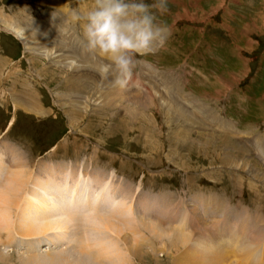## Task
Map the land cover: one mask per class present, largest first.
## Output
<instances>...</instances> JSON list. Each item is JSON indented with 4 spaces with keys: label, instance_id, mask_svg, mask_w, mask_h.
Here are the masks:
<instances>
[{
    "label": "rangeland",
    "instance_id": "374dc122",
    "mask_svg": "<svg viewBox=\"0 0 264 264\" xmlns=\"http://www.w3.org/2000/svg\"><path fill=\"white\" fill-rule=\"evenodd\" d=\"M91 6L92 0H0V195L19 191L17 201L23 198L9 225L0 228V264H53L41 262L42 258L26 262L28 251L37 256L62 245L31 250L9 239L40 238L16 235L14 219L30 206L27 193L33 194L37 179L49 176L54 181L51 174L61 176L66 168L72 175L84 173L83 179L91 184L101 174L113 173L111 183L132 186L129 197L134 193L136 209L141 203L155 206L159 211L152 218L159 226L191 230L193 244L201 238L198 249L213 253L210 258L219 249L220 238L231 244L239 239L237 244L247 249L238 250L241 257L230 251L224 263L243 264L248 253L260 264L258 258L264 261L260 252L264 248V0H168L169 11L161 19L170 27V37L154 54L137 58L133 86L113 105L107 95L115 91L117 95L119 89L109 88L89 65L82 76L69 66L72 58L77 64L90 61L94 69L107 63L85 50L83 25L71 19L74 9L86 13ZM7 27H15L17 35ZM65 54H71L68 62ZM142 63L153 72L143 74ZM190 65L195 69L188 71ZM183 69L193 77V86H187L189 78L181 79ZM158 91L164 103L157 98ZM244 92L251 99L234 97ZM120 96L125 98L119 100ZM17 154L23 161H15ZM17 172L25 177H13ZM174 196L184 201L174 203ZM226 202L238 209L225 207ZM186 204L187 214L197 218L193 226L178 211L177 206ZM0 209V219L11 211ZM220 215L223 221L214 222ZM239 215L249 217L250 223ZM107 219L101 220L102 231ZM136 224L124 229H134L128 232L132 250L138 248ZM147 224L139 231L151 247L141 244L129 264H185V259L196 264L192 245H179L172 236L154 237ZM198 224L211 235L198 232ZM5 246L6 253L1 250ZM84 246L87 251L83 241Z\"/></svg>",
    "mask_w": 264,
    "mask_h": 264
},
{
    "label": "bare ground",
    "instance_id": "6f19581e",
    "mask_svg": "<svg viewBox=\"0 0 264 264\" xmlns=\"http://www.w3.org/2000/svg\"><path fill=\"white\" fill-rule=\"evenodd\" d=\"M7 28L10 32L17 35V30L15 27H7ZM65 55L66 56L64 60L68 62V59H70L69 56L71 54L70 55L65 54ZM88 58L86 61H88ZM92 59L94 62L95 57ZM69 63H70L69 66L74 65L72 66L73 71L80 73L81 76L85 74L83 71H89V69H86L87 67L86 65L91 66V68L90 67L89 68L93 72L96 71L100 73L101 71V68L98 69L97 64H96V69H94L92 64H90V61L86 63L82 61V63L78 62L79 64H77L75 60L72 58V60L70 59ZM141 67H142L143 74H147V73L149 74L153 72V69L147 64L142 63ZM94 77L96 78L97 76L94 75ZM98 77H101L100 74ZM95 86H97V84ZM115 92L111 94L109 93L107 95L111 97L110 99H112V102L110 101L111 105L115 103V98L119 97V94H122V92H120V93H117V95H115L114 94ZM128 95H130L131 97V93H128ZM157 96H158L157 98L160 101H162V103H164V101L162 100V95L160 94L159 91L157 92ZM121 98H125V96H120L119 100ZM35 110H36V107L30 109V111H33V112ZM223 126H227V122H225ZM140 127L142 126L139 125V128ZM227 130L229 129H226L225 131ZM232 133L235 134L236 132L234 131ZM176 135L178 136V134ZM1 154L2 153H0V155ZM15 159H18L15 161H23L19 157V155ZM66 167H67V164H66ZM81 173L72 175L71 170L66 168V170L61 171L60 173L61 176H55L51 174L54 177V181H51V179H49L50 178L49 176H46V178H43L42 176L41 180L37 179L36 180L37 184L33 185V189H32L33 194L29 192L27 193L28 203L30 206L28 207V209L23 208L19 212V214L16 212L18 216L16 220L14 219L15 221L14 227L16 225L15 234L22 236V237L25 235L27 236L33 235L35 237L36 235V236H40V238L33 241V239L31 238L22 240L23 238L21 237L22 239L20 240L22 241H20L17 238L13 237L9 239V242L12 243L13 241H16V243H20L24 247H30L31 250L32 248H37L39 246H40L39 249H42L44 245L53 246V247L54 246L61 247L62 245V247L57 248V250H55V252H52V253L51 252L44 253L43 251V253L38 254L37 256L36 254L35 256L31 255L32 252L28 251L26 262H28V260L42 258V260H40L41 262L49 261V263L52 262L53 264H129L128 260L130 259V256L137 255L140 251V248H142L140 246L148 245L149 247H151L150 245L151 242H148L149 238H145V239L141 238V235H140L141 233L139 231L140 228L145 227L146 222H148V224L146 225V228L149 229V231L151 232V234H153L154 237L160 236L161 238V236H165V238H167L168 236H172L174 241L175 242L177 241L178 244L180 243L181 245H186V244L192 245L191 246L192 249L194 247V250H193L194 256L193 254L191 255L193 256L192 258L195 260L194 263L196 264H231V261L230 262L227 261L226 263H224L225 260H227V258L229 259V255L227 253H230V251H232V253H230L231 256L236 257L237 255L240 256L241 251L247 249L246 247L241 248L240 244H237V242L239 243L241 242L239 239L237 240L233 239V242L231 244L228 238H223V239L220 238V241L217 244V247H219V249H216L217 251H216L215 256H212V258H210L213 253L211 254L210 251L209 252H205V250L203 251L204 247L201 249L202 251L198 249V246L201 243L203 244V240L201 238L198 237L199 239L197 240V242L193 244V240L195 237L192 239L190 238L191 236L189 233L191 232V230H188L189 228L187 230L190 232H183L180 230L174 231L173 229H170V228L167 230L163 226H159L160 224L158 220H156L155 218H152L156 214V212L159 211V209H154L155 206L149 207L141 203L140 205L141 208L139 210L136 209L137 207L136 205L133 204V200H132L133 199L132 197H134V193L131 192L132 196L131 198L129 197L130 196L129 192L132 186L129 185L127 187L126 184L121 185L120 183H118V181H116L115 183L114 182L111 183V176L113 175V173L109 172L107 174H101L100 176H98L96 180H94L96 181L94 182V184L89 183L90 181L89 182L87 180L85 181L83 179L84 173L83 175ZM14 176H20L22 178L25 177V175L21 172L20 173L17 172L15 175H13V177ZM9 187L11 188L10 185ZM139 187L140 185L135 187V189ZM18 196H19V191L17 193L14 191L9 192V193L4 192L3 195H0V208L3 207L5 208V210H8V208L11 209L10 213L5 212V215L3 214V217L0 219V228H3L5 224H7V221H12V218L14 217L12 215L13 209L18 203V201L23 199L22 197H20L19 200L17 201ZM4 201H6L9 204L6 206H3ZM10 214L12 215V217L8 219V215ZM22 215L28 217V220H29L28 223L23 218ZM105 219H107L106 226L104 227V231H102L101 230V220H105ZM135 223H137L134 227L135 232L137 233H135L134 236L137 237L136 240H138L137 241L138 248L132 250L131 245L133 242H130V240L132 239L131 237L132 235H129L128 232L129 231L132 232V230L134 229H131V230L129 229L128 232H126L124 229L127 226L133 227ZM192 236H193V233H192ZM136 240L134 238V241ZM83 241L88 247L87 251H89L90 248H93V250L91 249L92 252L86 251L85 246L83 247ZM205 241L207 242V240ZM209 242L210 241L208 240L207 242L209 244L208 246L213 245L212 242L210 243ZM242 244L244 243L242 242ZM128 246H130V249L128 248ZM225 246L227 248L230 246L232 247L226 249ZM6 247L7 246L1 249L2 252H5ZM238 250L240 252H238ZM260 252L264 254L263 246L261 247ZM243 254L246 255V253H243ZM100 255H104L106 258L100 257ZM246 258H247V262L241 259L243 261V264H257L255 262L257 258L252 259L248 255V253L246 255ZM188 262H189L188 259H185L183 263L187 264ZM37 263L39 262L36 261V264ZM258 263L264 264V261H261V259L259 260L258 258Z\"/></svg>",
    "mask_w": 264,
    "mask_h": 264
},
{
    "label": "clouds",
    "instance_id": "9594fccd",
    "mask_svg": "<svg viewBox=\"0 0 264 264\" xmlns=\"http://www.w3.org/2000/svg\"><path fill=\"white\" fill-rule=\"evenodd\" d=\"M168 0H92L86 13L73 10L74 24L83 25L85 50L107 61L100 76L121 92L133 86L138 57L154 54L171 35L161 19Z\"/></svg>",
    "mask_w": 264,
    "mask_h": 264
},
{
    "label": "crops",
    "instance_id": "0c3cea01",
    "mask_svg": "<svg viewBox=\"0 0 264 264\" xmlns=\"http://www.w3.org/2000/svg\"><path fill=\"white\" fill-rule=\"evenodd\" d=\"M226 26V25H225ZM226 30L228 29V27L226 26V27H224ZM188 30V29H187ZM197 31V30H196ZM192 32V31H191ZM195 32H193V34H194ZM196 33H199V34H204V32L203 33H200V32H196ZM193 40V39H192ZM191 40V41H192ZM199 41V40H198ZM200 41H202L201 39H200ZM192 42H194V41H192ZM218 42V41H217ZM216 47V46H215ZM214 47V48H215ZM221 52H222V55H223V53H226V52H224V51H222L221 50ZM186 63V62H185ZM185 63H184V65H185ZM202 63V62H201ZM188 65V64H187ZM190 66H192L193 68H191V69H188V71L189 70H194L195 69V67L193 66V65H190ZM188 71L186 70V69H183L182 70V73H183V76H182V80L183 79H187V78H189V82H187L188 84H187V86H193L194 85V83L193 84H191L193 81H194V79H193V77L191 76V75H189V73H188ZM202 74V73H201ZM184 77V78H183ZM191 81V82H190ZM187 86H186V88H187ZM238 91V90H237ZM233 93H235V90L232 92V94ZM244 93H246V94H244ZM244 93H242V94H240V93H237V94H234V97L236 98V96H238L237 98H238V100H240V99H242V100H244V101H247V99H251V97L252 96H250L249 95V93H247V92H244ZM225 99V98H224ZM71 112H72V114H74V113H76V111L75 110H71ZM232 121V120H231Z\"/></svg>",
    "mask_w": 264,
    "mask_h": 264
}]
</instances>
